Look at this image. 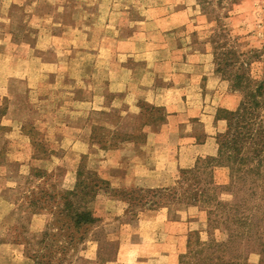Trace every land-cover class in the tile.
Segmentation results:
<instances>
[{
    "label": "rangeland",
    "instance_id": "rangeland-1",
    "mask_svg": "<svg viewBox=\"0 0 264 264\" xmlns=\"http://www.w3.org/2000/svg\"><path fill=\"white\" fill-rule=\"evenodd\" d=\"M157 54L159 62L153 64ZM220 58L235 62L239 73L264 77V0H0V264L133 262L124 248L120 254V246L129 236L137 241L142 213L159 209H167L170 220L190 208L199 211L184 216L191 230L178 244L175 264L194 248L197 234L206 241L203 204L187 206L180 198L157 208L130 205L123 193L141 188L133 185L132 174L124 183L119 181L123 170L110 168L119 160L134 173V156L112 158L106 165L102 153L124 144L142 153L148 132L161 133L165 125L163 133L174 144L193 138L201 145L210 137L207 152H218L226 112L236 111L242 95L229 78L236 69L218 72ZM200 63L206 76L215 77H206L204 87L198 78L192 83L203 91L204 103L191 100L204 106L197 112L206 117L178 118L147 99L138 102L140 113L134 115L107 109L76 119L69 112L76 107L71 99L88 98L85 93L92 90L101 89L108 102L114 99L121 88L116 75L120 65L139 74L141 92L147 93L140 78L148 67L157 88L186 84L193 73H181V65L190 71L189 66ZM241 63L251 64L249 72ZM179 73L186 77L174 78ZM84 81L91 85L87 90L81 86ZM164 150L175 154L166 146L157 152ZM216 156H198L192 168L178 169L174 184L165 189L186 188L181 172ZM193 175L218 186L229 182L223 168ZM261 198L264 204V181ZM66 203L92 212L98 223L78 230L69 222ZM151 239L152 245L159 241ZM152 255L141 253L142 260ZM249 264H259V257L251 255Z\"/></svg>",
    "mask_w": 264,
    "mask_h": 264
},
{
    "label": "trees",
    "instance_id": "trees-1",
    "mask_svg": "<svg viewBox=\"0 0 264 264\" xmlns=\"http://www.w3.org/2000/svg\"><path fill=\"white\" fill-rule=\"evenodd\" d=\"M260 54H255L257 59L261 58ZM234 63L223 58L218 60V72L236 69L229 78L242 95L236 111L226 112L227 128L217 137V156L208 158L202 167L181 172L186 188L181 185L180 188L169 189H135L122 195L132 206L157 208L181 198L179 202L187 206L203 204L206 207L207 240L202 241L197 234L194 248L180 258L179 264H249L251 255H257L259 264H264V204L261 198L264 181V77L258 79L239 73ZM239 67L249 72L251 64L241 63ZM215 168L228 170L229 182L226 185L218 186L207 177L203 181L193 175ZM225 194L230 196V200L223 197ZM65 206V210L72 214L70 224L78 230L98 223L92 212L70 203Z\"/></svg>",
    "mask_w": 264,
    "mask_h": 264
},
{
    "label": "crops",
    "instance_id": "crops-1",
    "mask_svg": "<svg viewBox=\"0 0 264 264\" xmlns=\"http://www.w3.org/2000/svg\"><path fill=\"white\" fill-rule=\"evenodd\" d=\"M146 61L147 60L144 59L143 62ZM155 62H159L158 54L157 59L153 62V64ZM146 63H148V61ZM181 66L184 67V70L180 71L181 73H193L186 84L182 83L179 85L176 83L175 85H172L170 82L169 84H165L166 87L157 88H153L154 72L150 67H148L149 71L146 70V72L143 74V77L140 78L141 80H145L147 88H150V90L145 88L147 93H144L141 92L144 88L142 85L143 82L140 84V82L137 81L139 74L127 72L125 67L120 65V67H118L120 70L116 73V75L118 77L117 84H119L121 88L120 90L116 91L117 93L114 99L108 102V100L103 97L101 89L92 90L90 93L87 92L88 94L85 93L86 96H89L88 98H81L78 100L71 99V102H73L76 107L72 106V110L70 109L69 112H71V114L77 115L78 118L76 119H80V117L85 118L90 112H102L103 110L107 109L123 111L122 113L124 115H134L140 113V110L138 109V102L142 99H147L156 106L167 109L168 113H173L176 115L175 117L178 118L183 115H188L189 118L206 117L205 115H201L199 112H197L198 110L204 109V106H196L195 102L191 100L192 98L197 102L200 100L201 103H204L199 93H203V91L199 88V86H194L196 83L194 78H198L199 81L202 82V87H204L206 84V77L208 81L213 80L215 77L213 75L206 76V74H204V71H207V69L204 65H202V63L194 66V68L193 66H189L190 71L186 70L187 64H182ZM192 68L194 70H192ZM106 74L108 75L111 73ZM185 77L186 76H183L180 73L174 75V78L176 79H184ZM193 81L194 84H192ZM85 83V81L82 82L81 86L84 84L83 88L87 90V88H90L91 85L88 83V87L85 85ZM105 84L106 86L108 85V78H106ZM104 86L105 85H103V88ZM154 90H156V96L153 95L155 92ZM185 96L189 97L186 98ZM168 119H170V117H168ZM166 127L167 125L163 127L161 133L148 132L146 143L142 148V153L137 151L136 146L133 144H124L121 149L103 152L102 155H105L104 159L105 157L107 159L104 164L108 165L109 160L112 158L120 159L123 157L128 158L129 156H134V173H131L128 168H124L121 164L122 161L119 160L117 161V164L110 169L123 170L122 175L119 176V181L126 183L128 181L129 175L132 174V178H135L136 180V183L133 184L134 186L136 185V187L146 190H155L165 189L172 186L175 181V173L178 171V169L192 168L198 156H215L217 154L216 149H214L212 152H207L209 146H211V143L213 142V139L210 137L201 145H196V143L193 141V138H190V142L186 144H181L182 142H180L179 139L174 144L171 137L165 136L163 133V131H167L165 130ZM73 130H76L77 132L81 131L77 128H74ZM84 133L87 134V130H85ZM79 140L85 143V145L83 143L82 144L84 145L86 152H88L89 150L86 142L82 139ZM78 142L79 141H76V143ZM182 145L187 146L180 147ZM161 146H166L168 149L172 150L175 149L174 156L171 157L169 154H165V150L158 153L157 150H159ZM147 163H150V166H148ZM115 178L116 177L112 179L114 180ZM192 212H194L196 215H199L198 209L190 208L184 212H180L177 215L178 219L176 218L174 220H170L168 218L167 209L146 211V213H142V216L140 215V221L137 223V241H132V236H129L128 239L125 240L124 247L121 245L119 249L120 254H122V250L124 248L126 250L125 254H127V256L128 254L131 256L133 255L134 261L131 262L130 260H123V262L127 264H175V254L177 252L178 244L191 230V221L184 216ZM144 215L147 217H143ZM200 215L202 214L200 213ZM125 227H130V225H126ZM150 238H153L151 241L156 238H158L159 241L153 243L152 245L148 243ZM144 252H152L154 255H152V258L146 257L145 260H142L141 253Z\"/></svg>",
    "mask_w": 264,
    "mask_h": 264
}]
</instances>
